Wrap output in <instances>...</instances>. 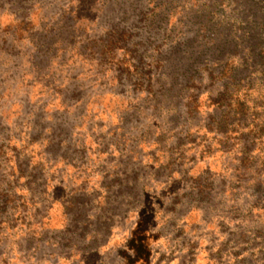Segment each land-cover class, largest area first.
<instances>
[{
	"label": "rangeland",
	"instance_id": "obj_1",
	"mask_svg": "<svg viewBox=\"0 0 264 264\" xmlns=\"http://www.w3.org/2000/svg\"><path fill=\"white\" fill-rule=\"evenodd\" d=\"M250 2L0 0V264H264Z\"/></svg>",
	"mask_w": 264,
	"mask_h": 264
},
{
	"label": "trees",
	"instance_id": "obj_2",
	"mask_svg": "<svg viewBox=\"0 0 264 264\" xmlns=\"http://www.w3.org/2000/svg\"><path fill=\"white\" fill-rule=\"evenodd\" d=\"M252 4L250 5L251 7H254L256 4L253 2V0H251ZM250 2V3H251ZM258 9H260V7L256 6L254 7V12L258 11ZM256 14V13H254ZM258 19L255 22H252L253 23V27L254 29H256V33L254 32V34H249V33H246L245 35L241 36L237 43L238 42H242V43H246L247 40L250 41V42H255L254 45L252 46V50L253 49H257L259 52L257 55L259 56H263L264 55V39L261 37L262 35L261 34H264V13L263 14H258ZM241 19L239 18H235L233 19L232 21V25H234L235 23L237 22H241L240 21ZM255 24V25H254ZM20 27H17V29H19ZM20 32H24L23 30H20ZM244 37V38H243ZM117 40H114L113 36H109V38L105 41V47L104 49L102 50V53H105V52H110V48H112V45L116 44ZM238 43V44H240ZM240 45H237L236 48H239ZM235 54L236 51H235ZM264 63V62H263ZM240 68H242L241 65L234 67V61H227L225 64H224V67L222 69V76L225 77V78H228V80L230 81V83H235L236 82V79L239 78V74H240ZM196 108V106H193ZM226 122V120H224ZM6 206L2 205L0 206V210H3L5 209ZM46 217V216H45ZM4 223L3 221H0V224ZM8 223H5L4 225H7ZM65 225V224H64ZM45 225L44 223L42 222V224L40 223L39 225L38 224H34V226H30L29 224H25L24 223V227L22 228L21 230V239L25 240L24 241V244H23V248L21 249V251H19L20 253V257L22 258H25L26 259V262H29V264H33V260L35 257L39 256L40 255V240L43 238H46L48 239V241H54L52 239L53 237V233L54 231H52L51 234H49L48 232H51V231H48V229H45ZM16 236V235H15ZM43 250V249H42ZM32 261V262H31Z\"/></svg>",
	"mask_w": 264,
	"mask_h": 264
}]
</instances>
